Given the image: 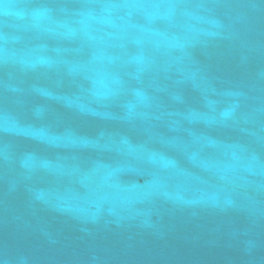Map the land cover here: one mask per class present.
Wrapping results in <instances>:
<instances>
[{"label": "water", "instance_id": "95a60500", "mask_svg": "<svg viewBox=\"0 0 264 264\" xmlns=\"http://www.w3.org/2000/svg\"><path fill=\"white\" fill-rule=\"evenodd\" d=\"M0 264H264V0H0Z\"/></svg>", "mask_w": 264, "mask_h": 264}]
</instances>
